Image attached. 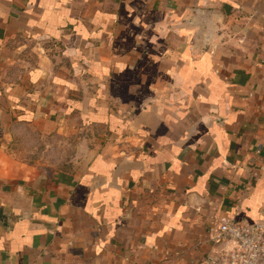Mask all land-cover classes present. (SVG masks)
<instances>
[{
  "label": "crops",
  "instance_id": "crops-1",
  "mask_svg": "<svg viewBox=\"0 0 264 264\" xmlns=\"http://www.w3.org/2000/svg\"><path fill=\"white\" fill-rule=\"evenodd\" d=\"M0 207V264H205L264 213V0H0Z\"/></svg>",
  "mask_w": 264,
  "mask_h": 264
},
{
  "label": "built area",
  "instance_id": "built-area-1",
  "mask_svg": "<svg viewBox=\"0 0 264 264\" xmlns=\"http://www.w3.org/2000/svg\"><path fill=\"white\" fill-rule=\"evenodd\" d=\"M208 238L214 248L205 264H264V213L252 222L217 217Z\"/></svg>",
  "mask_w": 264,
  "mask_h": 264
},
{
  "label": "rangeland",
  "instance_id": "rangeland-1",
  "mask_svg": "<svg viewBox=\"0 0 264 264\" xmlns=\"http://www.w3.org/2000/svg\"><path fill=\"white\" fill-rule=\"evenodd\" d=\"M12 142H13L12 149L14 150L15 153H17L19 158L25 159V160H31V161L37 160L38 158H40L38 156L37 149L44 146V144L42 143L41 139H39L37 136H33V135H30V136L25 135V137L17 136V138L13 140ZM62 147L63 148L61 152L55 153L56 155L53 159L56 158L58 164L65 165L68 163L67 161L70 159V155H73V153H70L68 151V148H69L68 144L64 145L63 143Z\"/></svg>",
  "mask_w": 264,
  "mask_h": 264
},
{
  "label": "water",
  "instance_id": "water-1",
  "mask_svg": "<svg viewBox=\"0 0 264 264\" xmlns=\"http://www.w3.org/2000/svg\"><path fill=\"white\" fill-rule=\"evenodd\" d=\"M209 13L208 11L199 10L197 11V17H196V24L198 27L197 31V37L198 38H210L213 34V26L210 19H205V16H207ZM2 218H5L3 215V209L0 207V220ZM7 225V224H6Z\"/></svg>",
  "mask_w": 264,
  "mask_h": 264
}]
</instances>
